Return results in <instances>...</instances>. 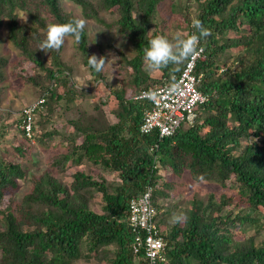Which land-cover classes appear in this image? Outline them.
<instances>
[{
	"label": "trees",
	"instance_id": "16d2710c",
	"mask_svg": "<svg viewBox=\"0 0 264 264\" xmlns=\"http://www.w3.org/2000/svg\"><path fill=\"white\" fill-rule=\"evenodd\" d=\"M70 1L81 7L86 18L99 19L100 8L114 12L115 30L130 42L129 57L118 52L123 77L111 84L109 92L116 103L101 105L103 113L109 110L116 117L96 113V105L91 111L83 109L81 117L73 115L82 108L83 99L96 94L85 85L102 76L88 63L85 29L81 41H74L92 76L84 85L76 84V70L57 51H51L46 61L38 50L48 24L73 18L63 12L60 0H0V27L8 43L39 74V78L17 74L35 90H29L31 102L16 107L18 116L12 114L10 103L8 108L0 106V203L25 177L16 161L31 147L23 108L39 99L32 112L31 138L38 136L41 146H48V140L65 142L66 151L53 160L61 167L87 157L103 171L97 178L74 173L70 189L48 170L31 176V187L19 206L9 204L0 212V264H74L92 258L96 259L92 264H146L142 251L133 252V232L127 222L130 200L146 187L151 188L156 215L163 211L157 225L164 259L158 264H264V227L259 229L261 218L252 215L256 210L264 213V0H195L194 17L182 15L179 27L186 31L178 35L186 37L194 31L193 19L211 30L200 42L203 58L194 69L195 75L201 74L196 87L206 99L197 107L192 124L181 123L162 138L155 130L140 131L150 102L130 96L172 82L185 65L186 61L169 65L156 75L144 66V48L167 26L161 32L155 29L163 0ZM19 10L28 14L29 24L18 23ZM225 50L234 52L228 53L230 61L224 58ZM7 62L0 52V84ZM62 118L61 130L56 121ZM9 136L18 142L12 146L16 159L3 155ZM166 170L174 177L169 181L163 175ZM112 178L117 184L111 183ZM189 180L213 181L230 193L211 192L205 200L190 195L187 206L177 210H170L173 200L166 207L157 202L158 197L168 198L166 188L178 190ZM77 184L96 190L102 200L100 212L90 207L93 195L81 193ZM216 205L221 212L210 216ZM174 214L186 219L174 221ZM246 225L255 229L243 231Z\"/></svg>",
	"mask_w": 264,
	"mask_h": 264
},
{
	"label": "rangeland",
	"instance_id": "374dc122",
	"mask_svg": "<svg viewBox=\"0 0 264 264\" xmlns=\"http://www.w3.org/2000/svg\"><path fill=\"white\" fill-rule=\"evenodd\" d=\"M92 1L94 3L96 2L95 0ZM173 2L174 4H176L177 12H174L172 10V5H174L172 4ZM60 4L64 13L71 15L73 18H79L85 21L88 52H90L91 56L96 55L97 58L103 56L106 60L105 67L101 71L102 76H100L99 79L92 81L90 84L85 85V87L90 91L94 89L93 91H95L96 94H94L93 92V94L91 95L92 97L83 99L81 101L83 103H80V106L82 108L77 106L78 108L74 110L73 115H75V117H81L78 115L82 113L81 111L83 109H88L89 111H91L90 109L92 108V106L96 105V113L98 112L102 116L106 115L109 118H114L115 114H113V112H110L109 110H106L103 113L101 105L103 103H107L108 105L116 103V100L112 99V94L110 93L109 95V92L111 84L123 77V69L119 67L120 63H118V52L125 53L126 56L129 57V55H131L130 42L125 36L120 35L115 30L114 20L117 15L114 12L104 11L102 8H100L99 13H97L99 19L101 20L99 21V19L84 17L81 13V7L70 0H60ZM43 12L44 15H46V11ZM185 13L188 14L189 19L194 17V15L197 13V4L195 0H163L159 6L157 24L155 29L158 32H161L164 25H167L161 35L168 37L170 40L173 39L175 37L174 35L182 34L186 31V29L179 27V21L182 20V15H185ZM16 16L17 21L20 24L24 23L27 25L31 22V19H29L28 14L25 11L19 10L18 12H16ZM5 35V30L3 29V27H0V52L5 55L8 60V62L4 65L5 80L0 84V92L3 97L0 101V106L2 108H8V106L6 107V104L10 103L11 112L15 117L18 116L16 107H20V105L23 106L34 99L33 94H29V90H31L30 92L34 90L31 82L24 83L18 78L17 74H21L23 76L32 75L35 78H39V74H37L31 63L27 59H22V57L19 56L18 51H16L13 46L8 43ZM57 52L65 63L73 65L74 70H76V84L84 85V82H86L87 79H90L91 75L89 74L87 68H85L82 64L79 50L76 48L73 38L69 37L65 45ZM43 53V59L49 61V53ZM224 53V58H227V61H230V57L232 55L228 53L234 52L232 50H225ZM226 54H228L229 56L226 57ZM149 73L156 75L160 73V70L149 71ZM133 93L134 92H132V94ZM66 115L67 114H63L64 117ZM1 120L3 119L0 118V121ZM9 120H11V118ZM56 122L58 127L61 126L62 128H65L63 118L57 120ZM10 134L11 132H9V135ZM36 137H32L29 139L31 147L28 148V150L22 155H18L17 159L12 156L17 155L12 146L18 144V142L11 136H9V138H7L6 140L9 145L6 146L7 151L3 152V155L8 158H14L16 159V161L20 162L22 168L25 171V177L19 181V185L14 191L12 190L9 194L5 195L4 199L0 203V212L5 210L6 206L9 204H11V207L13 208L19 206L24 193L29 191L31 187V176L37 175L44 170H48L49 173L62 180L64 185L69 189L73 183L72 181L74 178L72 177V175L74 173L82 176L88 175L91 176V178H97L98 173H102L103 171L98 169L97 166L93 163L92 159H89L87 157H83V159H81L79 162H71L65 167H61L57 163L55 164L53 160L59 158V153L63 154L66 151V146H64L66 145L65 142H59L56 144L54 141L48 140V146H41L36 142ZM163 175L167 181L174 178L173 174H171L168 170L164 171ZM112 179L113 180L111 181V183L117 184L116 179ZM107 180H109L108 177ZM80 186V184H77V187L81 193H83L84 191L86 193L89 192L93 195V201L90 203V207L93 210L100 212L99 205L101 204L102 200L96 190L92 187L86 186H81V188H79ZM166 189L168 198H164V196H162L161 198L158 197L157 202L163 204V206L166 207L167 205H169L168 200H173V206L170 207V210L175 209L176 207L177 210L179 209V206L186 207V198H188L190 195H195L200 199L205 200L207 195L211 192L215 193V195L229 192L213 181H202L197 183L189 180L187 181L186 186L178 188V190H174L172 188ZM94 203L96 204L94 205ZM230 206L231 205H229V208ZM224 209H222V212L225 211ZM162 212L163 211L158 212V214L155 216L158 224H160L161 219H163L161 218V216L163 215ZM220 212V207L216 205L210 210L209 214L211 216L216 215ZM252 215H259L261 221L258 227L259 229L264 227V213L262 211L256 210L252 213ZM250 229L254 230L255 227L252 228L250 225H246L243 231L248 230V232H251ZM95 262L96 259L94 258L88 261L78 259L74 264H92Z\"/></svg>",
	"mask_w": 264,
	"mask_h": 264
},
{
	"label": "built area",
	"instance_id": "2783aa9c",
	"mask_svg": "<svg viewBox=\"0 0 264 264\" xmlns=\"http://www.w3.org/2000/svg\"><path fill=\"white\" fill-rule=\"evenodd\" d=\"M202 58L203 51L186 60L172 82L156 84L130 96L131 99H147L150 102V108L143 113L141 132L155 130L158 137L162 138L172 135L181 123L194 122L197 107L206 99L196 87L201 74H194L196 62ZM40 101L42 99L23 108V126L28 138H31L33 108ZM128 207L127 222L133 232V252L142 251L146 264H158L164 259L162 254L164 241L155 219L156 209L152 202L151 188L146 187L141 196L131 199Z\"/></svg>",
	"mask_w": 264,
	"mask_h": 264
},
{
	"label": "clouds",
	"instance_id": "9594fccd",
	"mask_svg": "<svg viewBox=\"0 0 264 264\" xmlns=\"http://www.w3.org/2000/svg\"><path fill=\"white\" fill-rule=\"evenodd\" d=\"M192 27L194 31L186 37L177 35L170 40L164 35L154 36L148 42V47L143 50V62L146 70H160L169 65L179 66L184 61L201 53L203 49L200 47V42L211 35V30L200 19H193ZM84 29L85 21L79 18H72L65 23L48 24L45 38L38 45V50L45 53L59 51L69 37L79 43ZM88 63L95 71L101 72L105 67L106 60L103 56L97 58L96 55H92L88 56ZM183 219L186 217L182 214L173 215L174 221Z\"/></svg>",
	"mask_w": 264,
	"mask_h": 264
}]
</instances>
